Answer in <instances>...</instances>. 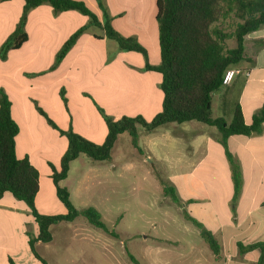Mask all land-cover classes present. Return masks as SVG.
Returning a JSON list of instances; mask_svg holds the SVG:
<instances>
[{
	"label": "crops",
	"instance_id": "obj_1",
	"mask_svg": "<svg viewBox=\"0 0 264 264\" xmlns=\"http://www.w3.org/2000/svg\"><path fill=\"white\" fill-rule=\"evenodd\" d=\"M83 1L102 16L97 0ZM25 4V0L0 2V48L16 29ZM156 14L157 8L155 13L144 8L109 13L113 26L123 36L136 38L147 49L152 65L161 61L154 50L157 41L159 46ZM82 26H86L84 34L63 61L53 67L64 43ZM26 31L28 40L19 49L11 50L6 60H0V91L10 98L12 116L19 125L16 154L21 159L28 157L40 174L36 207L48 215L39 207L41 170L48 169L50 178V165L59 167L68 140L47 118L62 130L72 129L101 144L107 136V126L100 109L112 119L142 116L151 121L162 109V76L144 69L140 53L119 51L111 40L103 38L100 29L89 25L88 17L77 11L56 13L49 3H44L28 12ZM245 57L246 61L238 66L243 73L214 93V118L222 117L230 123L239 105L245 123L250 125L263 106L264 27L247 36ZM134 79L138 80L136 86ZM138 134L140 149L134 147L132 139L131 143L139 154L146 155L143 163L155 172L170 174L177 194L186 192L182 199L178 195L179 204L185 207L183 218L163 221L179 229L181 236L157 238L156 247L148 254L153 251L159 256L173 248L180 251L176 255L183 264H195V257L200 264H257L260 249L244 253L240 245L264 243V125L259 133L250 136H230L226 146L216 127L193 121L170 123L151 132L139 126ZM167 143L170 153L163 149ZM226 150L242 175L236 201ZM55 229L61 230V224L52 227L50 243L36 244L37 252L48 264H59L49 259L57 240ZM202 229L210 231L219 243L218 256L203 239ZM38 234V224L26 203L5 193L0 199V264H9L11 259L16 264H42L29 247V238Z\"/></svg>",
	"mask_w": 264,
	"mask_h": 264
},
{
	"label": "trees",
	"instance_id": "obj_2",
	"mask_svg": "<svg viewBox=\"0 0 264 264\" xmlns=\"http://www.w3.org/2000/svg\"><path fill=\"white\" fill-rule=\"evenodd\" d=\"M6 0H0L3 2ZM23 14L14 32L0 48V60H6L11 50L19 49L27 40L26 24L28 12L49 3L56 13L77 11L89 18V25L100 29L103 38L114 41L119 51L140 53L145 60L146 71H154L162 76V109L151 121L142 116H123L112 119L100 112L107 126V136L103 143H95L72 129L62 130L47 118L49 124L67 137L68 148L61 158L59 167L51 164L50 178L65 214L45 215L36 207V197L40 189V174L28 157L18 158L16 137L19 125L12 116V103L8 95L0 91V199L5 193L26 203L39 227V234L29 238V247L42 264H48L37 252L38 242L50 243L53 240L52 227L61 223H71L82 216L93 227L110 233L102 220L100 212L89 207L78 210L71 201V193L61 182L67 179L71 163L81 155L95 162L111 159L118 138L128 133L135 148L138 144V127L146 131L170 124H183L196 121L216 127L226 146L230 136H250L259 133L264 125V104L247 125L241 107L234 109L232 121L214 118L212 114L213 95L224 84L226 73L246 61L245 42L247 36L264 27V0H157L156 22L159 31L160 64L152 65L147 49L134 37L123 36L112 24V19L102 0H97L102 17L93 11L83 0H25ZM86 31L80 27L64 43L56 56L53 67L58 66L79 38ZM230 41L234 42L230 46ZM39 111L46 116L43 110ZM231 166L234 185V201L237 200L242 186L240 167L232 154L226 150ZM164 193L170 195L175 203L179 199L173 188L165 187ZM200 227V224L188 216ZM201 235L214 255L218 256L220 245L214 235L202 229ZM242 252L260 249L261 256L257 264H264V243L247 247L240 245ZM134 264H141L129 254ZM9 264H16L12 259Z\"/></svg>",
	"mask_w": 264,
	"mask_h": 264
},
{
	"label": "rangeland",
	"instance_id": "obj_3",
	"mask_svg": "<svg viewBox=\"0 0 264 264\" xmlns=\"http://www.w3.org/2000/svg\"><path fill=\"white\" fill-rule=\"evenodd\" d=\"M102 1L109 13L132 8H144L148 13L156 11V0ZM233 45L234 42L230 41V46ZM154 50L160 56L158 41ZM151 53L153 56L152 47ZM6 68H10V63ZM134 81L133 84L138 85V80ZM213 113L216 116L215 109ZM168 146L169 143L163 149L170 153ZM171 153L174 155L173 150ZM145 157V154H139L134 149L129 134L124 133L115 144L110 160L95 162L81 155L71 163L68 177L61 182V186L69 190L71 201L78 210L89 207L97 209L110 233L93 227L82 216L71 223H61V230H54L57 240L49 259L59 264H134L130 254L141 264H183L176 255L180 252L177 249L171 248L159 256L153 251L148 254L156 247L157 238L174 239L181 236L179 229L167 226L163 221L183 218L185 207L164 193L165 187L175 190L176 183L171 175L161 173V170L155 172L150 165L143 163ZM45 170H41L42 196L39 207L45 209L48 215L65 214L66 209L57 199L47 175L48 169ZM176 195L182 199L186 192ZM145 236L148 237L146 240ZM195 264H200L197 257Z\"/></svg>",
	"mask_w": 264,
	"mask_h": 264
},
{
	"label": "built area",
	"instance_id": "obj_4",
	"mask_svg": "<svg viewBox=\"0 0 264 264\" xmlns=\"http://www.w3.org/2000/svg\"><path fill=\"white\" fill-rule=\"evenodd\" d=\"M241 71L239 69H232V70H229L227 73H226V76H225V80H224V84H229L232 79L240 74Z\"/></svg>",
	"mask_w": 264,
	"mask_h": 264
}]
</instances>
